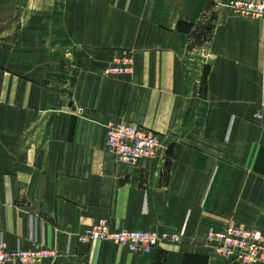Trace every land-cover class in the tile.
Here are the masks:
<instances>
[{"label": "crops", "instance_id": "0c3cea01", "mask_svg": "<svg viewBox=\"0 0 264 264\" xmlns=\"http://www.w3.org/2000/svg\"><path fill=\"white\" fill-rule=\"evenodd\" d=\"M228 0H0V233L41 264H232L206 231H264V18ZM123 51L129 74L102 70ZM158 154L115 159L105 126ZM182 232L150 252L77 235L99 220Z\"/></svg>", "mask_w": 264, "mask_h": 264}, {"label": "built area", "instance_id": "2783aa9c", "mask_svg": "<svg viewBox=\"0 0 264 264\" xmlns=\"http://www.w3.org/2000/svg\"><path fill=\"white\" fill-rule=\"evenodd\" d=\"M231 14L245 18H264V0H228ZM132 71V56L123 51L102 70L106 76L129 74ZM254 118L264 124V94L254 113ZM106 150L117 160L135 164L141 158L158 154L159 140L146 127L124 120L109 121L105 126ZM182 232L125 229L111 225L101 219L77 235L82 243L93 245L100 241H111L132 252H150L161 240L177 242ZM206 244L213 256L222 257L232 264H264V231L239 224H228L221 228L210 227L206 231ZM60 255V252L44 246L24 248L17 244L9 246L0 233V264H41Z\"/></svg>", "mask_w": 264, "mask_h": 264}]
</instances>
